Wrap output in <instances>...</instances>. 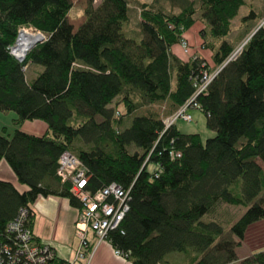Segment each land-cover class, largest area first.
Segmentation results:
<instances>
[{
    "label": "trees",
    "instance_id": "obj_1",
    "mask_svg": "<svg viewBox=\"0 0 264 264\" xmlns=\"http://www.w3.org/2000/svg\"><path fill=\"white\" fill-rule=\"evenodd\" d=\"M93 2L85 0L74 30L70 0H0V113L16 117L10 133L0 127V160L23 188L0 181V236L38 197L64 198L79 209L70 185L56 176L67 151L86 168V189L115 184L127 192L128 210L106 241L132 264H166L171 254L189 264L237 261L247 231L264 222V24L231 58L234 48L223 39L244 0L143 3L139 38L125 34L126 0ZM163 2L177 14L165 12ZM197 21L207 29L200 37L212 41L202 45L212 70L199 57L182 61L171 53ZM22 28L44 40L19 62L9 48ZM31 65L42 70L28 83L24 70ZM205 69H219L196 99L213 136L165 128L163 120L194 94L193 79ZM159 102L171 105L167 117L134 115L122 128V118ZM114 107L123 113L114 116ZM25 121L43 122L46 134L19 131ZM222 205L245 209L227 232L212 219ZM240 264H264V250Z\"/></svg>",
    "mask_w": 264,
    "mask_h": 264
},
{
    "label": "built area",
    "instance_id": "obj_2",
    "mask_svg": "<svg viewBox=\"0 0 264 264\" xmlns=\"http://www.w3.org/2000/svg\"><path fill=\"white\" fill-rule=\"evenodd\" d=\"M97 1L99 0H94V2ZM15 45L16 42L9 48V52L14 58H16L13 53ZM179 46L183 54L190 55V47L186 39L182 38ZM243 46L235 52L236 54L234 53L235 56ZM218 70L208 71L205 69L198 73V76L193 79L194 94L163 120L165 128L178 122L190 123L192 121L191 111H200V106L196 102L197 97L206 93L207 87ZM86 173V168L75 155L67 151L60 154L56 176L60 183L70 185L71 194L80 203L75 221V235L79 240V251L76 252V257L83 259L86 254L89 261L92 251H81L88 249L87 234L92 233L97 243L106 241L108 232L118 227L128 208L125 203L127 192L115 184H110L95 192L86 189ZM32 216L30 209L21 208L16 218L6 224L3 236H0V264H53L56 260L54 249L32 235L27 224L28 218H32ZM115 255L126 260L124 254L115 251Z\"/></svg>",
    "mask_w": 264,
    "mask_h": 264
},
{
    "label": "rangeland",
    "instance_id": "obj_3",
    "mask_svg": "<svg viewBox=\"0 0 264 264\" xmlns=\"http://www.w3.org/2000/svg\"><path fill=\"white\" fill-rule=\"evenodd\" d=\"M70 1L72 3V7L68 12L67 17H68V22L72 25L73 29L75 30L84 20L83 11L85 8V0H70ZM126 1L129 7V13H128L129 21L124 27L125 34L128 37L139 38L138 31H139V22H140V18H139L140 6L141 4L148 3L151 0H126ZM97 4L98 3L93 2L94 6H96ZM161 6L163 7V10L165 12L171 11L172 13L175 14H177L178 12L177 9H170L169 5L166 2L161 3ZM250 12L253 13L254 17H250L245 22H243L242 18L249 16ZM195 24L196 25L194 26V28L198 27L199 23L196 22ZM263 24H264V0H244V6L240 7L237 16L231 21V29L229 34L223 39L228 43H230L234 48L232 55L247 42L252 32L258 29ZM20 30H28L35 34H40L39 32H36L33 29L22 28ZM191 32L192 30L189 32V35L191 34ZM220 41L221 40H218V42ZM211 42L212 41L209 38L205 39V44L209 45ZM190 43L188 42L190 47V55L193 53V55H191L192 57L195 55L194 51H197V48L191 46L192 44ZM202 45L199 47L200 49L202 48ZM204 47H206V45H204ZM204 49L207 50L206 48ZM208 53H209L208 51H205V56L208 59V61L206 62L210 63L209 68L212 70V64L210 62V57H208ZM32 67H36V66H32ZM36 68L39 69L40 71L42 70L40 67H36ZM34 71H35L34 68H28V66L26 67L25 70L26 82L30 83L35 78L36 75L33 76ZM115 103L116 102H114L113 105H115ZM172 110L173 109L168 102H159L149 106L147 105V106L139 107L136 109L135 112H133L132 115L122 118V128H126L129 125L134 115H148L152 113L158 116L159 118L164 119L172 112ZM113 111H114V116H117L115 114L117 112H119L120 114L123 113V109L121 107L120 108L114 107ZM194 112L196 111H191L192 121L190 123L178 122L176 124L178 130L182 134H201L203 138L212 137L213 133L206 130L204 126L203 115L196 114ZM78 145L80 146V144ZM129 151L133 152L134 148L130 147ZM260 165L264 170V165L262 164ZM150 168L151 166L149 165L148 169ZM244 211L245 209L241 207H231V206L222 205L217 208L214 217H212V219L220 222V224L224 229V232H227L229 226L233 222H235V220H237V218H239ZM210 219L211 218H206V221ZM261 223H262L261 225L251 226L250 229L247 231L245 241L242 242L241 246L236 250L238 260L231 264H240V261L248 257L250 254L264 250V225H263L264 222ZM166 264H189V258L185 257L184 255L171 254L167 256Z\"/></svg>",
    "mask_w": 264,
    "mask_h": 264
},
{
    "label": "crops",
    "instance_id": "obj_4",
    "mask_svg": "<svg viewBox=\"0 0 264 264\" xmlns=\"http://www.w3.org/2000/svg\"><path fill=\"white\" fill-rule=\"evenodd\" d=\"M151 1L148 3H151ZM197 22L199 23L198 27L194 28L196 25L194 24L183 35V38L189 43L191 42V46L197 48V51H194V56L206 62L208 59L205 56V51L208 50L199 48L205 42L200 37L199 31L205 30L207 32V29L203 23ZM191 30L192 32L189 35ZM208 52V57H211V52ZM171 53L182 61L190 59L191 55H193V53L190 56L183 54L179 45L172 47ZM206 63L210 64L209 62ZM28 68H34L33 76L40 72L36 67L28 66ZM110 107H113V104ZM194 113L203 115L199 111ZM15 118L13 113H0V127L5 128L7 133H10L13 129L12 122ZM17 128L19 131L33 136H42L47 131L46 125L41 121H25ZM0 181H7L19 190H23L22 187L18 186L14 173L3 160H0ZM29 209L33 215L31 225L29 226L32 235L40 242L50 245L54 249L57 260L63 261L66 264H132L130 261L121 259L115 255V251L107 241L97 243L92 233H88L86 237L88 249L81 250L83 252L92 251L90 253V260H87L86 254L83 259H78L76 252L79 251V240L75 235L77 209L72 208L67 199L56 196L38 197L29 205Z\"/></svg>",
    "mask_w": 264,
    "mask_h": 264
},
{
    "label": "bare ground",
    "instance_id": "obj_5",
    "mask_svg": "<svg viewBox=\"0 0 264 264\" xmlns=\"http://www.w3.org/2000/svg\"><path fill=\"white\" fill-rule=\"evenodd\" d=\"M39 34H35L28 30H21L18 34L16 45L13 49L14 56L17 59L25 57L26 53L40 41Z\"/></svg>",
    "mask_w": 264,
    "mask_h": 264
},
{
    "label": "water",
    "instance_id": "obj_6",
    "mask_svg": "<svg viewBox=\"0 0 264 264\" xmlns=\"http://www.w3.org/2000/svg\"><path fill=\"white\" fill-rule=\"evenodd\" d=\"M251 36H252V35H251ZM251 36H250V37H251ZM40 37H41V39H40V41H39L38 43H40V42L43 41V37H42L41 35H40ZM250 37H249V38H250ZM249 38H248V39H249ZM38 43H37V44H38ZM245 44H246V43H245ZM245 44H244V45H245ZM235 54H236V53H235ZM235 54H234L233 56H235ZM233 56H232V57H233ZM232 57H231V58H232ZM15 59H17V58H15ZM17 60H18L19 62H22V61L24 60V57L21 58V59H17ZM229 60H230V59H229ZM229 60H228V61H229ZM228 61H227V62H228ZM227 62H226V63H227Z\"/></svg>",
    "mask_w": 264,
    "mask_h": 264
}]
</instances>
